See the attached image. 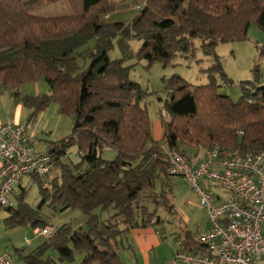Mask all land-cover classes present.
Wrapping results in <instances>:
<instances>
[{
    "label": "trees",
    "instance_id": "16d2710c",
    "mask_svg": "<svg viewBox=\"0 0 264 264\" xmlns=\"http://www.w3.org/2000/svg\"><path fill=\"white\" fill-rule=\"evenodd\" d=\"M58 1L0 0V81L15 89L43 78L46 93L19 96L14 91L13 98L32 108L30 118L51 101L59 113L73 117L70 133L45 150L58 174L49 182L31 177L38 183V208L47 201L61 210L78 208L86 229L53 226L51 236L20 258L27 264H64L78 252L80 264H124L119 252L130 247L124 245L129 230L163 222L146 203L174 214L164 148L188 160L198 147L217 146L238 156L264 151V79L255 66L253 79L240 81V95L231 99L218 90L216 75L225 84L231 81L214 52L218 43L244 40L252 22L264 30V0H145L128 22L102 18L114 10L109 0H64L69 12L58 15L32 9ZM196 38L203 53L214 56L204 70L208 81L193 85L176 73L163 79L162 136L154 140L143 102L149 92L129 78L125 62L165 66L179 53L191 54ZM132 40L141 41L136 50ZM114 44L120 56L113 59ZM73 146L78 159L66 161ZM106 149L112 157L105 158ZM21 189L17 206L4 207V225L45 227L38 209L23 201ZM176 244L177 249L206 251L185 223L178 225ZM48 249L57 258H43Z\"/></svg>",
    "mask_w": 264,
    "mask_h": 264
},
{
    "label": "rangeland",
    "instance_id": "374dc122",
    "mask_svg": "<svg viewBox=\"0 0 264 264\" xmlns=\"http://www.w3.org/2000/svg\"><path fill=\"white\" fill-rule=\"evenodd\" d=\"M109 1L113 5L114 10L102 15V18L123 22L130 21L145 3V0ZM32 9L37 13L49 15L69 12V7L64 0L44 6H34ZM93 41L91 40L89 44L91 45ZM140 42L138 40H132L130 42L131 47L136 50ZM193 46L194 50L191 54L185 56L179 53L165 66L160 62H154L149 66L146 60L137 61L136 59H130L125 62L126 65H130L129 78L132 81L138 82L143 89H147L149 92L143 102L147 107L151 135L154 140L160 130L159 128L162 127L160 107L166 99V93L163 89V79L176 73L193 85L204 84L208 81L207 74L204 70L214 62V56L203 53L200 48V41L197 38L194 39ZM214 52L218 56L219 63L227 78L231 81L225 84L222 78L216 75L217 83L220 85L218 90L220 93L229 95L231 99H238L240 95V81L253 79V69L255 66L259 70V79H264V30H261L256 23H250L244 40L218 43L214 47ZM109 56L113 59L120 56L116 44L109 51ZM14 91H18L19 96L41 95L48 91V85L43 78H40L36 81L22 83L17 88L11 89L0 81V121L8 117L13 118V120H18L19 118L26 127L27 135L32 138L36 134V142L41 146L48 145L49 142H56L70 133L73 117L59 113L56 102L51 101L46 108L38 111L34 117L30 118V114L33 111L32 108L26 107L20 100L14 99L12 96ZM17 106L22 107L21 117H19ZM206 148H195V153H192V155L200 156ZM184 152L187 155L188 152ZM110 154H114V152L106 149L104 152L105 158H109ZM68 156L69 158L67 157L66 161H76L78 159L76 147L69 148ZM56 174H58V171L51 169L49 174L39 177L45 182H49ZM18 184L15 187L17 190L16 196L11 197L14 207L17 206V196L22 191L21 188H23L25 189L23 201L31 208H37L44 221H52L53 225L68 223L73 228L86 229L85 215L78 208L61 210L57 205L55 208L50 206L48 201L38 208L37 205L41 199L38 183L31 176H23ZM170 184L173 195L172 202L174 203L175 209L174 214L168 213L162 206H156L149 202L146 203L149 209L153 210L159 219L163 221L157 226L163 232V225L168 227V231H172L175 228L178 229L177 226L179 224L183 225L188 218L192 233L196 234L197 232H201L205 219L196 193L179 176H170ZM159 191L160 181L157 180L155 183V192ZM6 216H8L7 211L4 207L0 206V248L3 251L11 252L13 255V264H27L20 258V254L22 253L21 255H23L27 250L35 248L43 239L40 237L37 238L34 228L28 224L6 227L3 223V219ZM101 216L103 217L104 213ZM27 240H31V243L27 244ZM46 255L49 257H53L54 255L56 257L57 253L53 249H48ZM81 259L82 254L75 252L73 260L66 261L64 264H79Z\"/></svg>",
    "mask_w": 264,
    "mask_h": 264
},
{
    "label": "built area",
    "instance_id": "2783aa9c",
    "mask_svg": "<svg viewBox=\"0 0 264 264\" xmlns=\"http://www.w3.org/2000/svg\"><path fill=\"white\" fill-rule=\"evenodd\" d=\"M164 149L167 172L192 188L208 223L206 231L194 235L206 251L179 248L174 260L180 264H264V151L238 156L210 146L188 160L178 150ZM51 169L50 155L36 148L24 124L9 117L0 121V206H13L11 197L23 176H46ZM34 232L47 238L54 227L46 225ZM0 264H13L11 252H0Z\"/></svg>",
    "mask_w": 264,
    "mask_h": 264
},
{
    "label": "crops",
    "instance_id": "0c3cea01",
    "mask_svg": "<svg viewBox=\"0 0 264 264\" xmlns=\"http://www.w3.org/2000/svg\"><path fill=\"white\" fill-rule=\"evenodd\" d=\"M17 107H18L19 117H21L22 107L21 106H17ZM9 118H11V117H9ZM11 119H13V118H11ZM14 121L18 122V123H22L19 120V118H18V120L14 119ZM25 129H26V127H25ZM159 129L160 130L157 133V137L155 138V140H157V141H159L161 139V136H162L161 135L162 134V127H160ZM31 140L34 141L35 146L39 151L46 150L47 145L41 146L40 144H37L36 134H34L32 136ZM190 151H191V149H190ZM112 156H113V154H110L109 158ZM18 185L20 186V184H18ZM16 192H17V190H16ZM204 219H205L204 224L202 225L203 230H201V232H197V233H202V232L207 230L208 223H207L205 213H204ZM184 223L187 224L188 230L191 231V228L189 227V219L188 218L186 219V221ZM47 225L57 226L58 224L53 225L52 221H48ZM177 228H178V226H177ZM35 229L36 228H34V230ZM163 229H164V232L157 225L130 229L129 232L127 233L126 240L124 242L125 246L129 245L130 247L129 248L128 247L123 248L119 252L120 258L122 256L121 260L123 261V263L124 264H180L173 259V256H174V254L178 248V246L176 244V231H177V229L175 228V230L173 229L172 231H168V227H165L164 225H163ZM35 236L37 238L38 237L42 238L43 241L45 240L44 237H42L41 235H38L36 233H35ZM30 243H31V240H27V244H30ZM38 246H36L35 248H37ZM35 248L27 250L25 252V254H23V255L30 253ZM2 251H3L2 248H0V252H2ZM43 257L46 258L49 256H47L46 252H45ZM53 258H57V256L55 257L53 255Z\"/></svg>",
    "mask_w": 264,
    "mask_h": 264
}]
</instances>
